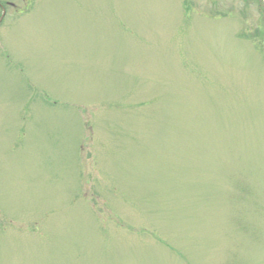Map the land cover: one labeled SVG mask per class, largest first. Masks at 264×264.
Wrapping results in <instances>:
<instances>
[{
    "label": "rangeland",
    "instance_id": "obj_1",
    "mask_svg": "<svg viewBox=\"0 0 264 264\" xmlns=\"http://www.w3.org/2000/svg\"><path fill=\"white\" fill-rule=\"evenodd\" d=\"M0 2V264H264V0Z\"/></svg>",
    "mask_w": 264,
    "mask_h": 264
},
{
    "label": "flooded vegetation",
    "instance_id": "obj_2",
    "mask_svg": "<svg viewBox=\"0 0 264 264\" xmlns=\"http://www.w3.org/2000/svg\"><path fill=\"white\" fill-rule=\"evenodd\" d=\"M0 6H2V7H3V6H4V3L0 2Z\"/></svg>",
    "mask_w": 264,
    "mask_h": 264
}]
</instances>
